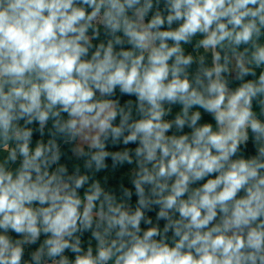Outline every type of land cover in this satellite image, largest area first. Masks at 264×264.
Instances as JSON below:
<instances>
[{
  "label": "clouds",
  "instance_id": "9594fccd",
  "mask_svg": "<svg viewBox=\"0 0 264 264\" xmlns=\"http://www.w3.org/2000/svg\"><path fill=\"white\" fill-rule=\"evenodd\" d=\"M0 264H264V0H0Z\"/></svg>",
  "mask_w": 264,
  "mask_h": 264
}]
</instances>
